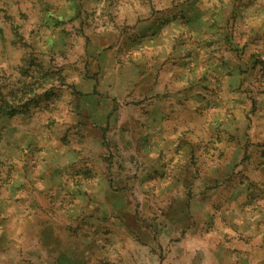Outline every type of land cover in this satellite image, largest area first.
I'll list each match as a JSON object with an SVG mask.
<instances>
[{"label": "rangeland", "instance_id": "rangeland-1", "mask_svg": "<svg viewBox=\"0 0 264 264\" xmlns=\"http://www.w3.org/2000/svg\"><path fill=\"white\" fill-rule=\"evenodd\" d=\"M257 2L182 0L166 20L158 15L151 25L115 31L118 19L129 18L127 0H11L0 8L11 71L28 77L23 66L46 67L48 82L72 81L71 96L62 91L56 100L76 108L79 98L96 132L57 138L56 120L34 101L17 105L35 85L7 72L0 78V264L190 263L203 238L181 236L182 214L168 215L189 197L192 217L208 231L248 234L264 224V23L249 19ZM182 127L173 156L184 159L180 180L158 191L170 165L163 174L144 171L141 153ZM73 142L88 146L81 169L68 162L77 153ZM77 200L86 206L73 211ZM25 209L32 219L25 218L24 245L16 249L10 238ZM137 220L151 221L144 240L136 239ZM229 236L221 233L216 248ZM121 241L130 252L113 259Z\"/></svg>", "mask_w": 264, "mask_h": 264}, {"label": "clouds", "instance_id": "clouds-1", "mask_svg": "<svg viewBox=\"0 0 264 264\" xmlns=\"http://www.w3.org/2000/svg\"><path fill=\"white\" fill-rule=\"evenodd\" d=\"M11 0H0V8L5 7L6 3H10ZM33 3L41 4L43 0H32ZM105 4H109L112 0H103ZM182 0H127V4L130 6V14L129 18L125 19L121 17L118 19L113 26V31L123 28L125 25H137L139 22H147L146 26L151 25L154 20L157 19L159 15V19L161 21L168 19V12L175 11ZM212 3L219 6L220 0H212ZM224 3L227 4L228 0H224ZM264 0H258L256 5L255 14L249 19L256 20L257 22L264 23ZM211 6V5H209ZM159 25H157L158 27ZM139 56V53L134 54L131 59H136ZM14 67L12 61L10 59H6V52L4 50L3 41L0 40V78L3 77L4 73L7 72L8 76L12 78L14 82L20 81L23 85H26L28 88H31L35 85L36 91H29L28 95H22L21 98L17 101V105H23L24 103L35 102L37 107V111L40 113L47 112L49 119H55L56 124L54 127V133L57 138L61 137L62 133L66 132V135L70 141H76L79 137L83 139L85 136H92L96 134L94 131V126L92 125V121L90 119L91 110L87 107L84 109H80L78 106L80 104V99L76 98L73 103L77 105L76 108H72L67 102L60 103L56 100L57 96L61 95L63 91L65 95L71 96L72 89L74 88V84L72 81L65 83L63 78L47 81V76L50 74L46 67H37L33 68L32 66H23L27 68V71L30 73L28 77H24L20 74L19 71L15 72V74L11 71ZM39 73V75H36ZM3 79H0V83H3ZM79 82V81H77ZM187 81H185V84ZM43 85V87H41ZM49 89H52V95H45ZM264 99V97H262ZM250 103V102H249ZM195 103L192 102L189 104L186 111L191 112L195 107ZM227 113V109L225 110ZM65 112L70 113V116L65 119ZM236 116V119L242 120L243 115L240 109H234L233 113ZM232 114H226L225 120H230ZM182 124L187 126V121H181ZM90 125L89 128L85 129L84 125ZM49 129H53V125H48ZM185 131V128H181L180 132H176L171 134L164 142L158 143L154 145L151 150L148 152L141 153V161L140 167L142 170L147 171L148 169H154L152 174L155 172H159L163 174V169L165 164H169L171 168V174L169 175V179L166 183L162 185H158V191H163L170 186H174L175 182L180 180V168L184 164L183 156L178 159H173L174 150L177 143L180 142V138L182 133ZM72 147L77 150L76 155L71 156L68 162L74 169H81L85 167L90 157V153L88 151V146L86 142L76 143L73 142ZM67 151V150H65ZM80 153H83L81 156ZM63 155V153H62ZM193 177L190 175H185L183 182L190 185L191 179ZM99 183V180L96 181ZM149 189L153 186L151 184L147 185ZM190 197L177 200L176 206L173 209H170L168 215L171 216L173 214L181 215L183 223L180 227L181 236L188 235L189 232L192 234H200L203 238V243L200 247L201 251L207 253L209 250L215 249L216 245L220 242L219 237L221 233H226L228 235H236L233 233L231 228H222L219 231L212 232L208 231L207 228L201 227L200 222L195 220L190 212ZM79 205L81 208L85 207L86 204L83 200H77L76 205H73V211L76 210V206ZM30 210H23V218L18 219L17 229L15 236L10 238V242H14L16 249H21L24 245L26 233L24 231V226L27 220H31L32 217L29 215ZM26 218V219H25ZM5 216L0 213V237L5 235V229L3 227ZM242 224L243 221H240ZM147 225H151V221H146L145 223H141L137 220L134 225L135 228L138 229L136 239L144 240L146 239L147 233L144 231ZM126 236V234H125ZM113 252V259H117L119 257L127 256L130 252V249L127 247L126 242L121 241L118 246L111 250Z\"/></svg>", "mask_w": 264, "mask_h": 264}, {"label": "crops", "instance_id": "crops-1", "mask_svg": "<svg viewBox=\"0 0 264 264\" xmlns=\"http://www.w3.org/2000/svg\"><path fill=\"white\" fill-rule=\"evenodd\" d=\"M243 231L230 235L222 247H215L207 253L199 250L192 262L180 260L178 264H264V224L257 225L248 234ZM200 253L203 254L200 256Z\"/></svg>", "mask_w": 264, "mask_h": 264}]
</instances>
